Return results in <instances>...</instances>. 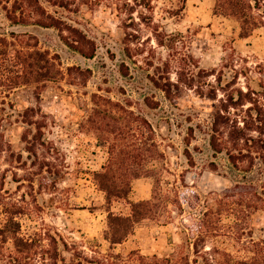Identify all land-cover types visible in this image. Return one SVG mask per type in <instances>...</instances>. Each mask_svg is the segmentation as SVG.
<instances>
[{"label": "rangeland", "instance_id": "rangeland-1", "mask_svg": "<svg viewBox=\"0 0 264 264\" xmlns=\"http://www.w3.org/2000/svg\"><path fill=\"white\" fill-rule=\"evenodd\" d=\"M67 2L69 10H49L81 29L94 43V57L67 46L56 29L30 27L38 48L58 55L64 76L0 96V264H97L110 251L122 256L120 264H140L130 260V253L161 258L174 251L179 263L180 257H188L195 264V223L226 192L250 189L248 183L236 186V179L249 182L257 174L236 171L225 153L209 149L207 134L218 100L187 87L170 100L152 79L168 75L176 83L177 72L191 71L208 92L207 83L216 84V78L207 74L215 71L224 85L237 80L226 92L218 90V98H227L233 88L264 92V26L242 39L235 19L215 13V0ZM20 29L0 7V32ZM96 108L100 116L92 122ZM121 108L152 126V153L163 157L145 165L158 172L171 203L164 216L138 223L134 234L110 249L103 240L106 196L93 174L108 162L116 123L123 128ZM254 114L229 111L241 125L246 121L252 126ZM26 118L37 124L24 122ZM154 184V177L134 179L128 199L113 201L112 211L129 213V202L149 199ZM234 220L223 214L220 233L228 235L207 237L205 250L217 247L243 257L251 239H264L263 210L246 219L245 232L252 237L245 233L236 239L237 228H230ZM15 231L24 241L17 248L6 237ZM196 260L205 264L202 256Z\"/></svg>", "mask_w": 264, "mask_h": 264}, {"label": "trees", "instance_id": "trees-1", "mask_svg": "<svg viewBox=\"0 0 264 264\" xmlns=\"http://www.w3.org/2000/svg\"><path fill=\"white\" fill-rule=\"evenodd\" d=\"M67 1L0 0V7L10 24L22 28L18 32H0V96L7 95L20 86L31 84L38 86L47 81H56L64 76L60 63L57 62L58 55H51L49 50L38 48L37 36L32 34L30 27L56 29L59 31L62 42L67 46L85 57H94L96 51L94 43L87 39L81 29L73 22L57 17L54 12L49 10V8L58 7L69 10ZM214 11L218 15L235 19L240 25L239 36L242 39L251 37L257 28L264 26V0H215ZM212 75L216 78V84L207 83L211 87L208 92H205V83L201 82L200 84L198 75L191 71L177 72L176 83L171 81L168 75L162 80L152 79L153 84L162 90L170 100L180 95L182 87L195 89L201 97L208 96L218 100V104L212 112L210 129L207 134L209 149L215 155L225 153L229 163L236 171L256 172L257 174V176L254 174L255 178L249 182L235 180L236 186L250 184L249 190L244 187L236 194L226 192L216 202V207L208 208L202 213L200 219L195 223L196 231L199 232L197 237L194 236L195 230L193 232L194 255L197 258L202 256L205 259V264L214 260L219 264H264L263 238L251 239L249 243L252 245L246 248L248 252L243 257L234 256L231 252L217 247L205 250L207 237L227 234L220 233L225 225L222 222L223 214L226 213L235 219L234 225H231L230 228H237L238 236L234 232L229 234L232 233L236 239L241 240L245 233L252 237V234L245 232L247 217L253 212L264 211V92H255L250 87L246 92L241 88H233L232 92L227 94V98H218V90L226 92L228 87L236 84L237 80L234 79L235 81L232 80L224 85L219 74L215 71L207 74V76ZM93 97L100 96L94 94ZM247 103L251 105L244 109ZM115 105L118 106V104ZM230 108H233L236 114L238 111H248L252 115L255 113L253 125H249L245 120L243 125L239 124L237 119L231 118L229 115ZM121 109L125 111L123 128H120L119 123H116L114 131L116 136L109 145L108 162L102 166L101 170L95 171L93 174V181L106 196L107 217L103 240L108 243L110 249L123 243L130 235L134 234L138 223L147 219L158 220L164 216L165 209L171 203L170 192L164 191L158 172L148 169L145 165L153 158L163 157L160 152H157L155 156L152 153L151 146L156 147L154 142L150 143L153 141L151 134L154 133L152 126L145 117L136 114L133 110ZM30 110L35 112L34 108ZM109 115L114 121H119L118 116ZM95 116H100V111L97 108L94 109L89 120L97 122L94 120ZM24 122L30 125L37 124L27 118ZM141 124L143 126H140ZM36 129L42 133L40 126ZM225 132L227 133L225 134ZM145 133L147 136L144 137ZM211 165L212 169L216 170L215 162H211ZM256 169L257 171H255ZM244 175L243 178H248L247 174ZM149 176L155 179L152 196L149 199L129 202L130 212L127 214L112 211L113 201L128 199L134 179ZM13 219L10 218L11 221ZM18 233L15 231L6 236L13 240L16 248L24 242ZM128 257L131 258L130 260L136 258L135 260L140 264H191L188 257H180L181 263H179L175 251L169 256L161 258L157 255L149 257L136 253H130ZM197 258L194 259L195 264H197ZM121 262L122 256L110 251L98 259L97 264H120Z\"/></svg>", "mask_w": 264, "mask_h": 264}]
</instances>
